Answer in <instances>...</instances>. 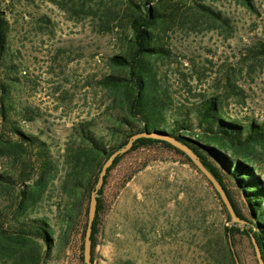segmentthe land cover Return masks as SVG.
I'll list each match as a JSON object with an SVG mask.
<instances>
[{"label":"rangeland","instance_id":"obj_1","mask_svg":"<svg viewBox=\"0 0 264 264\" xmlns=\"http://www.w3.org/2000/svg\"><path fill=\"white\" fill-rule=\"evenodd\" d=\"M196 1L183 0L162 34L171 53L157 61L159 83L174 109L218 96L226 117L264 121V53L258 51L264 45V0H254L256 12L236 0H203L223 12L229 26L194 14ZM125 11V3L112 0H0V16L8 21L0 81L14 77L12 117L26 133L46 141L58 164L40 198L18 211L22 191L30 193L38 178L39 154L29 147L0 154V172L17 174L12 189L0 187V208L12 212V234L17 219L47 216L58 236L72 194L63 187L62 156L74 127L92 120L111 145L118 140L108 129L113 115L133 116L114 98L116 91L100 82L115 71L111 57L126 48ZM25 107L38 116L25 119L20 112ZM229 152L252 162L264 177L263 143L231 146ZM101 197L95 264H211L222 256L228 219L220 199L200 171L162 144L126 154ZM84 201L64 250H55L43 264L84 260L90 200ZM235 248L241 264H259L247 236L238 235ZM7 255L0 251V264H11Z\"/></svg>","mask_w":264,"mask_h":264},{"label":"trees","instance_id":"obj_2","mask_svg":"<svg viewBox=\"0 0 264 264\" xmlns=\"http://www.w3.org/2000/svg\"><path fill=\"white\" fill-rule=\"evenodd\" d=\"M126 4L125 50L111 57L115 71L100 80L102 86L116 91V99H122L133 116L115 113L116 118L108 125L113 144L105 141L99 134L94 121L78 123L74 127V139L68 143L62 156L65 168L63 187L71 191L68 208L64 212L63 227L56 235L55 228L47 216H31L17 219L12 234V212L0 208V251L13 264H43L56 250L60 254L74 232L80 213L90 200L104 162L129 138L145 130L167 131L177 139L193 148L204 164L214 173L226 189L238 216L245 220L227 224L231 221L229 211L213 184L181 150L167 141L154 138L138 139L132 149L118 156L108 169L104 184L99 191L97 214L92 232V264H95V249L99 234V218L108 177L120 160L129 152L162 144L183 155L200 171L220 199L227 216L221 232L220 253L211 264H237V236H254L264 258V177L249 160L229 152L231 146H249L253 142L264 144V121L256 119L242 122L223 114L218 96L205 97L190 106L174 109L172 97L159 83L157 61L169 56L171 50L163 41V32L180 13L183 0H112ZM250 11L256 12L254 0H236ZM193 13L209 17L213 22L229 26V19L223 12L197 0ZM8 21L0 16V58L6 48ZM258 51L264 53V45ZM0 81V154L24 147L37 148L39 172L30 193L22 191L17 210L35 203L46 190L50 179L58 171V164L50 155L46 141L38 135L26 133L12 117V79ZM174 111V112H173ZM25 119L38 116L36 111L25 107L20 111ZM173 113V115H168ZM13 135V136H12ZM15 136V137H14ZM26 168H24V173ZM17 174L12 169L0 172L2 190L12 189ZM69 191V192H70ZM17 218V217H16ZM87 222L84 225L86 231ZM233 246V247H232ZM13 257V258H12ZM81 264H85L82 256Z\"/></svg>","mask_w":264,"mask_h":264},{"label":"water","instance_id":"obj_3","mask_svg":"<svg viewBox=\"0 0 264 264\" xmlns=\"http://www.w3.org/2000/svg\"><path fill=\"white\" fill-rule=\"evenodd\" d=\"M154 138L158 140H164L172 144L177 149L183 151L191 160L192 162L200 169V171L211 181L215 189L220 194L222 200L224 201L229 214L231 216V221L227 224L232 225V223H240L244 224L246 223L245 220L241 219L236 210L235 207L226 191L222 183L218 180V178L214 175V173L204 164L202 161L200 155L193 150L192 147L185 144L181 140L177 139L167 131H163L160 129L157 130H145L142 132H138L133 134L129 140L126 142L125 145L122 147L116 149L111 156L104 162L101 171L98 176V181L94 187V189L91 192L90 201H89V208H88V220H87V227L85 232V241H84V262L85 264H92V232H93V224L94 219L97 214V208H98V196L99 191L102 188L105 180V176L108 172V169L113 165L115 159L127 153L130 151L134 145V143L140 139V138ZM252 242L255 248L256 256L258 259L259 264H264V258L262 256V250L260 248V245L258 244L256 238L252 236ZM233 247V246H232ZM236 255V254H235ZM236 262L237 264H241L237 255H236Z\"/></svg>","mask_w":264,"mask_h":264}]
</instances>
